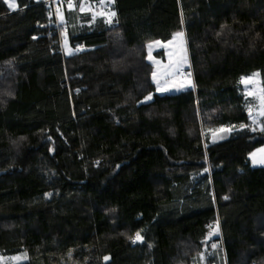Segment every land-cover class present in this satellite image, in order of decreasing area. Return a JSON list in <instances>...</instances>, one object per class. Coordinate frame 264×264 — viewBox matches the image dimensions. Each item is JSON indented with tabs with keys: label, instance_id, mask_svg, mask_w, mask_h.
<instances>
[{
	"label": "trees",
	"instance_id": "trees-1",
	"mask_svg": "<svg viewBox=\"0 0 264 264\" xmlns=\"http://www.w3.org/2000/svg\"><path fill=\"white\" fill-rule=\"evenodd\" d=\"M72 1L57 25L51 1L0 0V254L264 264V132L242 84L259 72L264 91V0H113V25ZM178 33L194 84L158 93L148 46Z\"/></svg>",
	"mask_w": 264,
	"mask_h": 264
},
{
	"label": "rangeland",
	"instance_id": "rangeland-1",
	"mask_svg": "<svg viewBox=\"0 0 264 264\" xmlns=\"http://www.w3.org/2000/svg\"><path fill=\"white\" fill-rule=\"evenodd\" d=\"M51 1L54 4V11L57 16V25L63 22V4L68 8H72L75 4L72 0H38ZM11 0H8L7 4ZM15 2V0H14ZM80 10L92 15V22L96 23L99 19H103L108 25H113L116 22V12L113 10V0H82ZM115 12V16H112ZM185 35V34H184ZM163 45V46H162ZM151 46V47H149ZM148 46L149 59L155 65L153 74L157 85L158 93H174L182 89L192 86L193 71L189 58V47L187 38L180 33L175 35L170 41H155ZM82 48H73L67 37L62 40V51L65 54H72ZM166 50L167 56L160 54ZM166 56V57H165ZM194 84V83H193ZM243 91L247 98V109L251 119V129L253 131L264 132V91H263V75L256 72L250 76H245L242 79ZM152 97V95H150ZM234 131L233 127H219L213 129L215 139H222L226 135ZM252 166H264V145L257 147L250 155ZM220 225L217 222L206 236V240L211 242V245L217 246L218 242L214 241L221 237ZM214 247V248H215ZM213 249L204 247L200 255L199 261L205 264L209 255H212ZM28 260V254L21 252L14 255L0 254V264H18Z\"/></svg>",
	"mask_w": 264,
	"mask_h": 264
},
{
	"label": "snow or ice",
	"instance_id": "snow-or-ice-1",
	"mask_svg": "<svg viewBox=\"0 0 264 264\" xmlns=\"http://www.w3.org/2000/svg\"><path fill=\"white\" fill-rule=\"evenodd\" d=\"M6 2H8V0H6ZM9 7H11V8H15V7H16L14 0H11V2L9 3ZM111 15H112V16H115V12H112ZM149 47H151V46H149ZM242 79H243V78H242ZM146 99H151V96L146 97ZM49 195H50V194H49ZM225 199H227V197H225ZM135 239H136V240H140V239H142V238L140 237V234H139V233L136 234V238H135ZM133 242H135V241H133ZM213 247H215V245H213ZM105 259H107V257H106Z\"/></svg>",
	"mask_w": 264,
	"mask_h": 264
},
{
	"label": "crops",
	"instance_id": "crops-1",
	"mask_svg": "<svg viewBox=\"0 0 264 264\" xmlns=\"http://www.w3.org/2000/svg\"><path fill=\"white\" fill-rule=\"evenodd\" d=\"M37 1H38V0H37ZM175 35H177V34H175ZM175 35H174V36H175ZM180 35H181V39H182V36L186 37V36L184 35V33H180ZM174 36H173V37H174ZM173 37H172V38H173ZM172 38H171V39H172ZM171 39H170V40H171ZM170 40H168V41H170ZM168 41H165V42H168ZM162 46H163V45H162ZM164 55L167 56V52H166V50L164 51ZM166 56H165V57H166ZM193 83H194V81L192 82V85H193ZM151 99H152V98H151ZM151 99H149V100H151Z\"/></svg>",
	"mask_w": 264,
	"mask_h": 264
},
{
	"label": "built area",
	"instance_id": "built-area-1",
	"mask_svg": "<svg viewBox=\"0 0 264 264\" xmlns=\"http://www.w3.org/2000/svg\"><path fill=\"white\" fill-rule=\"evenodd\" d=\"M136 234H137V233H136ZM136 234H135V235H134V237H133V241H135V240H136V239H135V238H136Z\"/></svg>",
	"mask_w": 264,
	"mask_h": 264
}]
</instances>
